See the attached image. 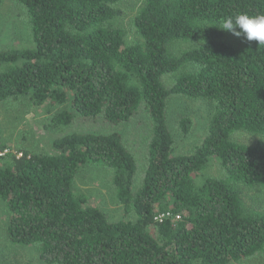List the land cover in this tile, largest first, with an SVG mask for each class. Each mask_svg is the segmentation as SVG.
Listing matches in <instances>:
<instances>
[{"label": "trees", "instance_id": "1", "mask_svg": "<svg viewBox=\"0 0 264 264\" xmlns=\"http://www.w3.org/2000/svg\"><path fill=\"white\" fill-rule=\"evenodd\" d=\"M13 1L32 46L0 51V100L64 106L43 129L142 114L150 134L139 173L117 132H73L51 152L31 142L13 151L0 124V202L12 244L36 245L45 264H238L264 249V46L219 28L229 15L264 14V0H142L129 28L121 0ZM174 41L191 45L171 52ZM170 74L174 82L164 80ZM171 96L208 104L206 136L189 154H176ZM178 126L187 135L193 124L183 116ZM211 163L217 175L205 173ZM88 164L104 168L130 219L109 221L76 190ZM160 214L168 216L159 223Z\"/></svg>", "mask_w": 264, "mask_h": 264}, {"label": "rangeland", "instance_id": "2", "mask_svg": "<svg viewBox=\"0 0 264 264\" xmlns=\"http://www.w3.org/2000/svg\"><path fill=\"white\" fill-rule=\"evenodd\" d=\"M142 0H121L118 7L125 15L121 20L122 25L129 28L130 19ZM27 18L23 9L13 0H3L0 4V51L11 48H30V35L27 28ZM31 40V39H30ZM172 51H184L191 43L188 41H174L171 43ZM177 74L167 75L164 80L174 82ZM65 107H53L49 112L55 113ZM45 108L36 109L24 102H12L0 100V124L3 128V139L11 144V150L18 144H28L35 151L51 152L52 141L68 133H113L122 136V141L133 154L139 165V173L144 166L145 144L149 138L150 128L146 126L147 118L142 114L134 117L127 124L107 125L101 122L84 121L77 118L72 126L65 131L43 126L49 125L50 114ZM208 104L201 101L189 100L180 96H171L167 100L166 119L170 132L174 138V146L177 155L191 153L199 146L205 136L209 115ZM188 117L192 121L187 135L179 130V121L182 117ZM208 116V117H207ZM245 142L254 141L253 138L241 136ZM14 151V150H13ZM211 167L205 173L217 175V165L211 163ZM104 168L95 164L82 167L81 173L76 180V190H80L89 198V204L98 207L104 212L109 221H123L130 219L126 216L112 197V189L106 184L108 179ZM83 178H82V176ZM8 224V213L0 202V264H45L39 259L38 247L36 245L12 244L7 237L6 228ZM151 233L155 236L154 230ZM238 264H264V249L254 256L246 258Z\"/></svg>", "mask_w": 264, "mask_h": 264}, {"label": "clouds", "instance_id": "3", "mask_svg": "<svg viewBox=\"0 0 264 264\" xmlns=\"http://www.w3.org/2000/svg\"><path fill=\"white\" fill-rule=\"evenodd\" d=\"M219 28L244 42H256L264 46V14L250 15L243 12L229 15L221 18Z\"/></svg>", "mask_w": 264, "mask_h": 264}, {"label": "built area", "instance_id": "4", "mask_svg": "<svg viewBox=\"0 0 264 264\" xmlns=\"http://www.w3.org/2000/svg\"><path fill=\"white\" fill-rule=\"evenodd\" d=\"M7 151H0V156H3ZM168 214H160L155 217L156 222H162L165 218H167Z\"/></svg>", "mask_w": 264, "mask_h": 264}]
</instances>
